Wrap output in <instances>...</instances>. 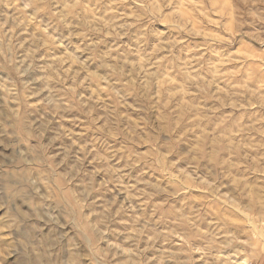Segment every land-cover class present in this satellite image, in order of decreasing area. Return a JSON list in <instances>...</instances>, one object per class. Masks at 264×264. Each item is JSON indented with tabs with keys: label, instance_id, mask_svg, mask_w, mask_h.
Masks as SVG:
<instances>
[{
	"label": "clouds",
	"instance_id": "clouds-1",
	"mask_svg": "<svg viewBox=\"0 0 264 264\" xmlns=\"http://www.w3.org/2000/svg\"><path fill=\"white\" fill-rule=\"evenodd\" d=\"M0 264H264V0H0Z\"/></svg>",
	"mask_w": 264,
	"mask_h": 264
}]
</instances>
